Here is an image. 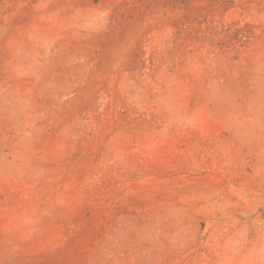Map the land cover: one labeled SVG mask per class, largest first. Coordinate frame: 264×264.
I'll list each match as a JSON object with an SVG mask.
<instances>
[{
  "label": "rangeland",
  "instance_id": "1",
  "mask_svg": "<svg viewBox=\"0 0 264 264\" xmlns=\"http://www.w3.org/2000/svg\"><path fill=\"white\" fill-rule=\"evenodd\" d=\"M0 264H264V0H0Z\"/></svg>",
  "mask_w": 264,
  "mask_h": 264
}]
</instances>
